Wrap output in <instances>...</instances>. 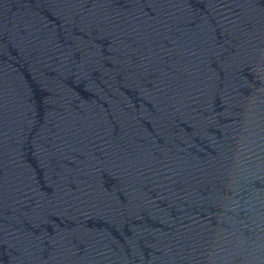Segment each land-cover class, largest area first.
<instances>
[{
  "label": "water",
  "instance_id": "obj_1",
  "mask_svg": "<svg viewBox=\"0 0 264 264\" xmlns=\"http://www.w3.org/2000/svg\"><path fill=\"white\" fill-rule=\"evenodd\" d=\"M0 264H264V0H0Z\"/></svg>",
  "mask_w": 264,
  "mask_h": 264
}]
</instances>
